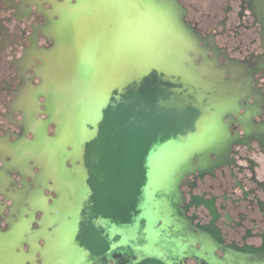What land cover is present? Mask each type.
<instances>
[{
  "label": "water",
  "instance_id": "95a60500",
  "mask_svg": "<svg viewBox=\"0 0 264 264\" xmlns=\"http://www.w3.org/2000/svg\"><path fill=\"white\" fill-rule=\"evenodd\" d=\"M56 15L36 56L55 125L34 145L57 194L48 249L63 264H264V247L214 255L181 208L182 179L226 142L239 88L206 59L178 1L76 0Z\"/></svg>",
  "mask_w": 264,
  "mask_h": 264
},
{
  "label": "flooded vegetation",
  "instance_id": "af4514ba",
  "mask_svg": "<svg viewBox=\"0 0 264 264\" xmlns=\"http://www.w3.org/2000/svg\"><path fill=\"white\" fill-rule=\"evenodd\" d=\"M177 1L206 59L239 88L232 115L222 120L226 142L182 179L181 208L191 234L214 255H253L264 247V0ZM75 3L0 0V264H63V250L48 249L54 236L41 234L57 194L42 183L34 149L55 136L36 56L51 45L49 22Z\"/></svg>",
  "mask_w": 264,
  "mask_h": 264
},
{
  "label": "rangeland",
  "instance_id": "374dc122",
  "mask_svg": "<svg viewBox=\"0 0 264 264\" xmlns=\"http://www.w3.org/2000/svg\"><path fill=\"white\" fill-rule=\"evenodd\" d=\"M117 231H118V232L120 231L118 227H117Z\"/></svg>",
  "mask_w": 264,
  "mask_h": 264
}]
</instances>
